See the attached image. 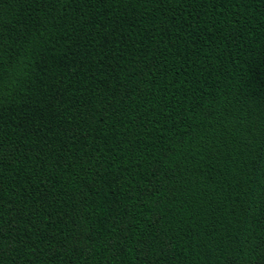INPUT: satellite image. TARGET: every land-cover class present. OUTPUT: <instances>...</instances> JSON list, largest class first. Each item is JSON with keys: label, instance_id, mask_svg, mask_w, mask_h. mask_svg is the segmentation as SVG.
Masks as SVG:
<instances>
[{"label": "trees", "instance_id": "16d2710c", "mask_svg": "<svg viewBox=\"0 0 264 264\" xmlns=\"http://www.w3.org/2000/svg\"><path fill=\"white\" fill-rule=\"evenodd\" d=\"M0 264H264V0H0Z\"/></svg>", "mask_w": 264, "mask_h": 264}]
</instances>
